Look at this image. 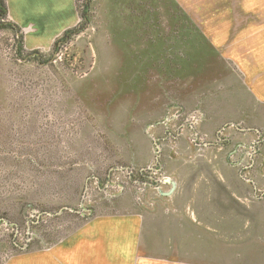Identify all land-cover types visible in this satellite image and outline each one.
I'll return each instance as SVG.
<instances>
[{
    "label": "rangeland",
    "instance_id": "1",
    "mask_svg": "<svg viewBox=\"0 0 264 264\" xmlns=\"http://www.w3.org/2000/svg\"><path fill=\"white\" fill-rule=\"evenodd\" d=\"M84 3L83 32L56 49L31 55L24 38L19 56L21 34L0 29V264L95 215L179 198L213 220L217 264H264V102L244 70L264 64L210 50L191 22L176 31L175 0H94L83 25ZM160 35L170 48L154 47Z\"/></svg>",
    "mask_w": 264,
    "mask_h": 264
},
{
    "label": "crops",
    "instance_id": "2",
    "mask_svg": "<svg viewBox=\"0 0 264 264\" xmlns=\"http://www.w3.org/2000/svg\"><path fill=\"white\" fill-rule=\"evenodd\" d=\"M175 1L180 7L176 12L198 25L199 31L191 29L190 33H195V39L199 38L205 47L217 51L243 49L251 56L249 64L255 68L264 64V0ZM6 3L10 20L25 32L27 47L33 51L53 48L77 22L76 0H6ZM145 13L148 19L151 12L147 9ZM182 16L177 21L179 26L184 21V29L178 26L176 31L187 34L188 20H182ZM179 37L181 42L188 39L182 34ZM159 38H154L158 42H154L156 49L170 48L165 44L171 43L170 35V39L165 35ZM244 70L252 96L264 102L263 74ZM181 201L180 198L170 201L169 211L161 213L95 215L51 247L13 255L4 264H217L213 253L209 256L206 252L210 248L204 246V231L210 230L204 225L212 224L213 220L206 223L205 218L198 216L196 204L193 208L197 216L189 217L186 214L189 202Z\"/></svg>",
    "mask_w": 264,
    "mask_h": 264
},
{
    "label": "trees",
    "instance_id": "3",
    "mask_svg": "<svg viewBox=\"0 0 264 264\" xmlns=\"http://www.w3.org/2000/svg\"><path fill=\"white\" fill-rule=\"evenodd\" d=\"M93 1L94 0H85L84 8L82 12H79V16L83 22V25L91 22L90 12L92 9ZM190 22L191 21L188 18V24H190ZM6 27H10L11 29L15 30L17 34H21L20 36H18V52H19L18 54L19 56L20 55L22 56V53H24L25 51L23 33L18 27L14 25L13 22H10L6 0H0V29L6 28ZM83 29H84L83 26H79L71 30H68L59 40L55 42L53 49H56L61 43L67 44L73 36L80 35L83 32ZM36 52H40V51H34L31 53V55L37 54ZM205 53L206 55H208L207 52Z\"/></svg>",
    "mask_w": 264,
    "mask_h": 264
},
{
    "label": "water",
    "instance_id": "4",
    "mask_svg": "<svg viewBox=\"0 0 264 264\" xmlns=\"http://www.w3.org/2000/svg\"><path fill=\"white\" fill-rule=\"evenodd\" d=\"M168 182H170V180H168ZM172 185H173V189L175 188V183L174 182H172Z\"/></svg>",
    "mask_w": 264,
    "mask_h": 264
}]
</instances>
